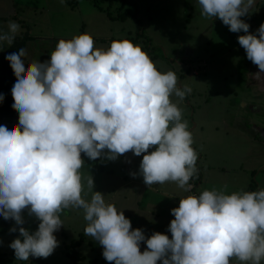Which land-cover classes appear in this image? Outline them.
<instances>
[{"label":"clouds","instance_id":"clouds-1","mask_svg":"<svg viewBox=\"0 0 264 264\" xmlns=\"http://www.w3.org/2000/svg\"><path fill=\"white\" fill-rule=\"evenodd\" d=\"M197 3L202 17L245 33L238 43L258 67L250 75L264 90V24L252 34L241 19L256 0ZM19 31L18 23L9 22L8 31H0V43L11 45ZM25 56L23 48L6 56L16 77L11 93L19 123L11 129L0 125V216L18 226L10 232L18 230L19 238L9 245L17 261L51 256L59 246L54 233L63 227L60 214L75 209L83 210L84 233L102 246L109 264H262L264 189L231 194L212 189L179 199L171 210V239L132 230L124 212L93 191L91 175V199L83 198L82 154L93 161L143 154L134 178L142 176L149 188L174 182L185 192L194 190L189 181L197 174L198 154L188 122L171 99L174 94L183 101L192 89L177 87L175 72H160L127 39L114 40L105 50L96 48L87 33L61 39L50 60L26 67ZM25 211L39 221L34 233L22 226ZM141 243L147 250L141 252Z\"/></svg>","mask_w":264,"mask_h":264},{"label":"rangeland","instance_id":"rangeland-1","mask_svg":"<svg viewBox=\"0 0 264 264\" xmlns=\"http://www.w3.org/2000/svg\"><path fill=\"white\" fill-rule=\"evenodd\" d=\"M99 1L104 11L95 7L93 0H0V31L7 32L9 22H16L20 25L16 37L33 40L26 41V67L33 61L50 60L61 39L67 41L87 33L96 48L105 50L112 41L127 39L140 46L160 72H175L177 87L188 85L192 89L183 101L174 94L171 99L188 122L192 147L198 154V171L189 181L197 193L185 192L174 182L149 188L142 176L134 178L132 173H139L143 154L137 157L129 152L116 160L102 157L95 161L82 154L83 198L91 199L92 193L87 190V177L91 175L93 191L104 194L106 203L124 212L132 230H143L146 238L159 232L171 239L168 228L175 219L171 210L179 206V199L212 189L226 190V194L264 189V142L254 135L259 119L264 122V103L249 98L264 99V91L255 92L238 80L235 63L246 57L238 43V36L245 33H232L221 20L202 17L197 0H128L124 13L131 11L138 19L123 22L109 16H117L120 2ZM254 18L249 29L252 34L264 24V0H256L250 14L241 17L249 25ZM140 28L145 37L136 40ZM7 46L0 43V51ZM23 217L25 229L33 233L38 230L39 221L34 216L25 211ZM60 218L63 227L54 233L59 243L54 253L46 259L29 260L34 258L36 264H72V246L85 257L76 264H109L103 258L102 246L84 233L83 210L66 209ZM12 227H18L14 220L7 222L0 216V253L13 258V264H24L16 260L9 247L19 238L18 230L10 232ZM140 250H147L146 243H141ZM230 264L240 262L232 260Z\"/></svg>","mask_w":264,"mask_h":264},{"label":"trees","instance_id":"trees-1","mask_svg":"<svg viewBox=\"0 0 264 264\" xmlns=\"http://www.w3.org/2000/svg\"><path fill=\"white\" fill-rule=\"evenodd\" d=\"M117 2L121 3L120 11H117V16H113V14L109 15L113 18L114 21H127L129 18L138 19L136 17V14H133L134 17L131 14V11H128V13H124L123 8L125 5L128 4V0H116ZM95 7H97L100 11H104V6L102 7V3L99 0H93ZM76 3V0H75ZM134 11H137V8ZM141 28L137 32L136 40L140 39L144 36V32L140 34ZM15 40L13 43L6 47L4 52H0V95L4 96V100L0 102V125L7 126L9 129H11L13 126L18 125L19 123V113L18 111L14 110L12 108V104L14 103L13 97H12V87L14 83L16 82V77L14 75V72L12 68L10 67V64L8 60L6 59V56L9 54L18 52L21 48L24 49L26 45V41L32 40L29 36L25 37H15ZM134 40V39H133ZM147 40V39H146ZM148 41V40H147ZM10 221V220H9ZM8 222V221H7ZM0 232V234H2ZM72 253H69V258L72 260V264H76L79 261L85 260V257L80 253L77 252L75 249L71 246ZM15 257V256H14ZM13 261H15L13 258H9V256H6L5 253H0V264H13ZM21 263H31L36 264V260L34 258L28 260V261H21ZM96 264V263H93Z\"/></svg>","mask_w":264,"mask_h":264},{"label":"flooded vegetation","instance_id":"flooded-vegetation-1","mask_svg":"<svg viewBox=\"0 0 264 264\" xmlns=\"http://www.w3.org/2000/svg\"><path fill=\"white\" fill-rule=\"evenodd\" d=\"M255 21H256V19L254 18L250 24V30H251L252 23ZM235 63H236L237 71L239 73L238 77H237L238 80H240L241 82H243L245 84H248L250 86V88L256 89L255 92L264 91V90H261L259 87H257V85H256L257 81L255 79H252L251 75H250V74H255L259 71V69L256 65H254L251 61H249L247 59V57H245L243 59H237V61ZM249 98L251 99V102L260 101V102L264 103V99H261V100L257 99L256 100L250 96H249ZM257 125H260V127H258ZM263 133H264V122L262 119H259V121L256 124L255 129H254V135H255L256 140L263 139V140H261V142H264ZM256 134H258V135L256 136ZM260 134H261L262 138L260 137Z\"/></svg>","mask_w":264,"mask_h":264},{"label":"crops","instance_id":"crops-1","mask_svg":"<svg viewBox=\"0 0 264 264\" xmlns=\"http://www.w3.org/2000/svg\"><path fill=\"white\" fill-rule=\"evenodd\" d=\"M31 41H33V40H31ZM8 46H9V45H8ZM25 47H26V46H25ZM25 47H24V49H26V48H27V47H26V48H25ZM4 48H6V47H4ZM30 48H31V47H30ZM28 50H29V49H28ZM28 50L26 51V56H27ZM0 52H2V51H0ZM26 56H25V57H23V58H26ZM23 58H22V59H23ZM24 62H26V60H25ZM194 191H195V190H194ZM195 192H196V191H195ZM196 193H197V192H196Z\"/></svg>","mask_w":264,"mask_h":264}]
</instances>
